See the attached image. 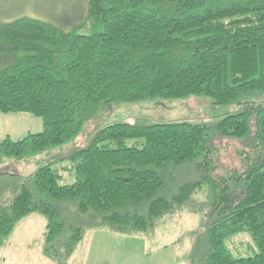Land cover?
Here are the masks:
<instances>
[{
  "label": "trees",
  "instance_id": "obj_1",
  "mask_svg": "<svg viewBox=\"0 0 264 264\" xmlns=\"http://www.w3.org/2000/svg\"><path fill=\"white\" fill-rule=\"evenodd\" d=\"M20 9L0 16V112H31L43 128L3 137L0 161L75 140L113 102L204 95L238 108L213 121L105 124L70 154V183L52 161L30 177L0 171V248L37 212L44 254L66 264L88 230L148 234L163 215L195 209L205 187L188 264H264V0H68L53 19ZM223 137L239 142L229 161ZM241 231L252 255L226 245Z\"/></svg>",
  "mask_w": 264,
  "mask_h": 264
},
{
  "label": "rangeland",
  "instance_id": "obj_2",
  "mask_svg": "<svg viewBox=\"0 0 264 264\" xmlns=\"http://www.w3.org/2000/svg\"><path fill=\"white\" fill-rule=\"evenodd\" d=\"M21 1L26 6L25 14L43 19H53L56 10L68 0H0V16L22 14L18 7ZM28 3H27V2ZM75 1V0H73ZM78 2V1H77ZM75 2L65 7L68 17L77 18L80 4ZM6 18H9L7 16ZM238 104H215L204 95H189L178 99H147L133 102H113L105 105L90 119L79 136L50 152L16 160L4 157L0 161V171L17 172L30 177L40 165L52 161L57 168L60 183L74 181L73 161L70 154L83 145L93 132L105 124L116 121H133L144 117L154 121L187 119L192 121H213L237 110ZM42 120L31 112H0V140L9 135L18 139L28 133L42 130ZM223 144L222 160H232L239 146L233 138H217ZM131 141L128 140V143ZM227 160V161H229ZM205 187L193 195L191 205L195 209H183L160 217L148 234L121 233L105 229H90L67 258L66 264H188L187 255L191 232L201 228L203 217L202 202ZM45 217L33 212L17 222L11 240L15 245L0 248V264H57L43 252ZM226 245L235 256L252 255L255 244L247 231H241L226 238ZM13 254L10 256L7 254Z\"/></svg>",
  "mask_w": 264,
  "mask_h": 264
},
{
  "label": "crops",
  "instance_id": "obj_3",
  "mask_svg": "<svg viewBox=\"0 0 264 264\" xmlns=\"http://www.w3.org/2000/svg\"><path fill=\"white\" fill-rule=\"evenodd\" d=\"M105 230H107V229H105ZM14 231V230H13ZM109 231H111V230H109ZM113 232H115V231H113ZM12 234H13V232H12ZM12 234H11V236H12ZM11 236H10V238H11ZM87 236V233L85 234V236H84V238ZM9 238V240L7 241V243H6V245L5 246H7V248L8 249H11L14 245H15V241H12L11 239ZM7 255H10V256H14L13 254H7Z\"/></svg>",
  "mask_w": 264,
  "mask_h": 264
}]
</instances>
